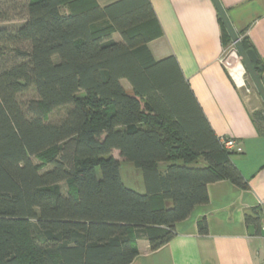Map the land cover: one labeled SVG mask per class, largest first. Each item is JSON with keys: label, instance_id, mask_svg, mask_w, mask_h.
I'll return each mask as SVG.
<instances>
[{"label": "trees", "instance_id": "1", "mask_svg": "<svg viewBox=\"0 0 264 264\" xmlns=\"http://www.w3.org/2000/svg\"><path fill=\"white\" fill-rule=\"evenodd\" d=\"M21 19L0 25V264H130L140 239L157 250L176 236L210 183L250 187L177 58L153 55L163 30L151 0H29ZM114 150L145 192L126 185Z\"/></svg>", "mask_w": 264, "mask_h": 264}, {"label": "crops", "instance_id": "2", "mask_svg": "<svg viewBox=\"0 0 264 264\" xmlns=\"http://www.w3.org/2000/svg\"><path fill=\"white\" fill-rule=\"evenodd\" d=\"M94 1L105 6L117 0ZM220 1L237 32L249 38L264 64V0ZM151 2L163 30L149 43L153 55L157 59L174 55L215 133L239 140L243 151L231 158L250 187L243 189L229 180L210 183L209 201L177 223L176 236L157 250L140 239V252L130 264H263L264 121L258 126L253 116L264 115V101L250 80V92L240 88L221 62L223 30L213 0ZM113 154L125 168L128 186L145 192L142 172L119 150ZM246 214L259 216L260 223L248 224ZM203 220L209 227L206 235L199 233Z\"/></svg>", "mask_w": 264, "mask_h": 264}, {"label": "rangeland", "instance_id": "3", "mask_svg": "<svg viewBox=\"0 0 264 264\" xmlns=\"http://www.w3.org/2000/svg\"><path fill=\"white\" fill-rule=\"evenodd\" d=\"M28 1L29 0H0V25H20L22 23L21 18L23 17L24 8L28 4ZM116 35L119 37L118 34ZM124 82L127 87H130V84L127 80H124ZM20 100L25 106H27L31 100H38V94L36 93L35 89H31L30 91L20 95ZM66 112L67 107L65 106L54 111H47L46 117L50 121H58L65 116ZM138 172L140 174V180H142L141 172L139 170ZM121 174L127 185H130V181L126 176L125 168L123 169V166L121 167ZM129 178L134 180L135 175H131ZM63 188H66L65 184H63Z\"/></svg>", "mask_w": 264, "mask_h": 264}, {"label": "water", "instance_id": "4", "mask_svg": "<svg viewBox=\"0 0 264 264\" xmlns=\"http://www.w3.org/2000/svg\"><path fill=\"white\" fill-rule=\"evenodd\" d=\"M218 13L220 15V18L225 26V28L227 29L232 42L234 43L239 55L241 56V59L246 67V69L249 72V75L256 87V89L258 90L261 98L264 101V83L262 81V78L260 76V74L258 73V56L257 53L255 51V49L250 48V49H246L242 42H241V37L239 36V33L237 32L236 28L234 27V25L232 24L223 4L221 3L220 0H213Z\"/></svg>", "mask_w": 264, "mask_h": 264}, {"label": "built area", "instance_id": "5", "mask_svg": "<svg viewBox=\"0 0 264 264\" xmlns=\"http://www.w3.org/2000/svg\"><path fill=\"white\" fill-rule=\"evenodd\" d=\"M223 65L227 68L235 82L240 88H244L247 92H250L247 80H250L249 72L246 69L241 56L239 55L234 43L225 47L220 58ZM248 76V78H247ZM251 81V80H250ZM224 146L235 152H242L243 147L236 138H224L222 139ZM264 264V261H263Z\"/></svg>", "mask_w": 264, "mask_h": 264}]
</instances>
